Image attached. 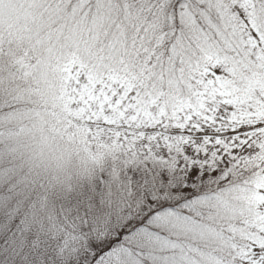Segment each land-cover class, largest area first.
<instances>
[{
	"label": "snow or ice",
	"instance_id": "6c2138e0",
	"mask_svg": "<svg viewBox=\"0 0 264 264\" xmlns=\"http://www.w3.org/2000/svg\"><path fill=\"white\" fill-rule=\"evenodd\" d=\"M37 95L0 264H264V0H0V96Z\"/></svg>",
	"mask_w": 264,
	"mask_h": 264
},
{
	"label": "rangeland",
	"instance_id": "374dc122",
	"mask_svg": "<svg viewBox=\"0 0 264 264\" xmlns=\"http://www.w3.org/2000/svg\"><path fill=\"white\" fill-rule=\"evenodd\" d=\"M0 103H15L17 106L4 116H0V138L8 139V136L12 134H18L21 136L38 137L41 125L40 120L36 119L34 113L41 110V106L44 101L43 98L37 95L31 101L20 102L13 101L11 98L0 96ZM15 137H18L15 135ZM32 161L29 164L35 162L34 157H31ZM81 159L72 154L66 155L61 164L57 165L55 162L49 164L47 171L49 174L56 178L63 179L68 171H76L81 166Z\"/></svg>",
	"mask_w": 264,
	"mask_h": 264
},
{
	"label": "trees",
	"instance_id": "16d2710c",
	"mask_svg": "<svg viewBox=\"0 0 264 264\" xmlns=\"http://www.w3.org/2000/svg\"><path fill=\"white\" fill-rule=\"evenodd\" d=\"M17 135L18 137H15ZM37 137L21 136L12 134L8 139L0 138V156L11 157L14 163H19L24 167H30L29 164L33 156V146Z\"/></svg>",
	"mask_w": 264,
	"mask_h": 264
}]
</instances>
